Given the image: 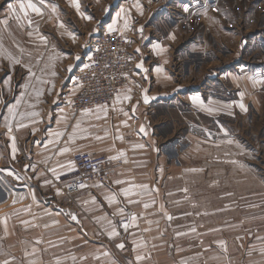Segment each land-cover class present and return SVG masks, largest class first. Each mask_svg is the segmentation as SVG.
I'll return each instance as SVG.
<instances>
[{
  "label": "crops",
  "instance_id": "crops-1",
  "mask_svg": "<svg viewBox=\"0 0 264 264\" xmlns=\"http://www.w3.org/2000/svg\"><path fill=\"white\" fill-rule=\"evenodd\" d=\"M78 2L79 11L71 0H46L41 15L28 10L27 18L21 13L17 20L9 5L19 12V0H0V21H9L7 26L0 23V251L31 253L35 248L38 253L40 248L52 252L59 247L63 264H200L203 251L155 252L154 240L145 229L161 226L160 221L173 210V197L181 203L195 194V186L206 185L199 179L210 176V169L217 171L216 177L233 169L238 176L258 180L254 157L258 149L246 147L240 140L235 120L239 113L248 117L250 125L261 121L264 137V0H222L219 14L223 21L219 24L216 20L218 29L214 0H140L142 14L135 7L136 0ZM52 5L57 6L55 11ZM251 13L256 15L259 53L258 66L252 69L238 58L237 49L233 57V41L220 36L221 31L239 28L244 23L241 17ZM236 15L238 21L233 19ZM87 16L92 19H85ZM202 22L208 32L206 42L199 37L204 34ZM110 25L123 34L133 56L129 82L120 89L119 99L104 105L106 116L97 106L89 108V113L75 112L71 107L79 88L75 72L87 64L91 40ZM156 45L163 51L158 52ZM245 46L242 41V52ZM139 64L142 67H137ZM193 97H199L200 102H194ZM241 103L246 111L239 107ZM13 106L15 117L8 112ZM77 121L81 130L72 140ZM56 132L64 134L57 138ZM140 144L142 148L135 147ZM63 147L71 151L58 155ZM76 151L95 152L108 159L120 152L124 155L109 159L114 168L106 185L67 196L49 169L56 168L60 176L66 173ZM116 162L121 163L115 166ZM9 170L14 175H9ZM45 180L51 183L45 184ZM116 180L123 183L116 184ZM130 187L133 194L126 198L121 189ZM113 193L118 203L109 205L105 197ZM92 197L95 204L90 202ZM128 199L139 202L129 205ZM145 203L150 206L144 208ZM120 207L138 218L123 250L117 247L121 241L109 237L105 227L106 220L115 223L120 218L112 215ZM69 212L75 213L78 221H72ZM152 213L161 214V218L146 216ZM100 217L105 219L98 221ZM88 235L115 242L88 245L92 242ZM6 239H12L11 248H7ZM137 255L145 259L136 261Z\"/></svg>",
  "mask_w": 264,
  "mask_h": 264
},
{
  "label": "rangeland",
  "instance_id": "rangeland-1",
  "mask_svg": "<svg viewBox=\"0 0 264 264\" xmlns=\"http://www.w3.org/2000/svg\"><path fill=\"white\" fill-rule=\"evenodd\" d=\"M221 4L222 0L213 2V7H217L218 11L217 13L213 12L216 29L223 21V16L219 14ZM255 17L254 13L243 15L241 19L239 15H236L233 19L235 21L240 19L244 23L239 28L236 26V30L221 31L220 33L224 39L233 41L232 48L227 46V49L231 48L233 57L237 49L238 58L247 61L251 69L258 66L257 55H259L255 38L257 30L254 28L256 27ZM205 21L203 20L204 24ZM203 22L200 24L202 28L199 26L201 29H204ZM199 37L205 42L209 41L208 32L205 29L204 34ZM242 41L246 44L244 52L241 49ZM247 119L248 117L238 113L235 122L240 132V140L245 146H255L258 149L257 154H254L258 180L245 174L238 176L235 173L236 170L233 169H225L224 176L216 177L217 171L210 169V176L204 177V180L199 179L207 183L206 185L195 186L193 191L195 194L189 195L181 203L178 197H173V210L166 213L164 220L160 221L161 226L158 229L145 231V234L148 232L151 241L154 240L152 246L155 244V252L199 251L200 253L203 251L204 256L200 254L198 259L200 264H264V255L259 252L264 242L257 239V237L264 238V137L261 136V121L260 123L253 122V125H250L247 123ZM232 172L234 173L232 174ZM216 181L220 183L217 184ZM255 181L258 184H255ZM228 193L232 195H228ZM250 205H257V207H250ZM221 209L223 210L221 211ZM129 215L130 213L126 211L125 218ZM160 215L152 213L146 216L154 220L161 218ZM168 215L172 217L171 220L167 218ZM119 222L120 218L116 219L115 224L119 235L115 236V239L121 241L120 243L129 242L130 228L128 231H124ZM193 228L196 229L195 232L192 231ZM177 233H183V235H177ZM88 237L92 241L88 245L106 239L99 237L94 240L91 235ZM237 237H242V239L238 240ZM221 240L226 242L227 252L217 243ZM73 242L77 243V241ZM104 242L114 243L115 240ZM6 244L7 248H11L13 246L12 239H6ZM250 249H255L251 255H249ZM39 250L38 253L31 256H25V253H20L18 250H3L0 251V261L11 260L12 257H15L11 264H30V262H34V264H63L62 252L59 247H54L52 252L43 248Z\"/></svg>",
  "mask_w": 264,
  "mask_h": 264
},
{
  "label": "built area",
  "instance_id": "built-area-1",
  "mask_svg": "<svg viewBox=\"0 0 264 264\" xmlns=\"http://www.w3.org/2000/svg\"><path fill=\"white\" fill-rule=\"evenodd\" d=\"M87 64L76 70L79 88L71 107L75 112L98 105H110L118 96L120 89L129 82L134 67L133 56L127 40L120 31L102 30L90 42ZM75 170L62 174L59 182L65 195L74 196L81 191L80 183L91 188L108 183L112 168L106 155L95 152L76 151L72 155ZM121 162L114 165L119 166ZM95 169V170H94ZM69 184L77 187L69 188ZM49 202V198L46 202Z\"/></svg>",
  "mask_w": 264,
  "mask_h": 264
},
{
  "label": "snow or ice",
  "instance_id": "snow-or-ice-1",
  "mask_svg": "<svg viewBox=\"0 0 264 264\" xmlns=\"http://www.w3.org/2000/svg\"><path fill=\"white\" fill-rule=\"evenodd\" d=\"M71 3L74 5V7L77 9V11H79L80 4H79L78 0H71ZM45 4H46V0H19V12L17 11V8L14 7V6H12V5H9V9H10V13L14 15V18L17 19V20H20L21 19V15H20L21 13L23 14L24 18H27V16H28V10H31V12H34V13H36L38 15H41L42 14V6H44ZM56 7H57L56 5H52V10L55 11L56 10ZM135 7L137 8L138 11H141V14H142V8H143V6L141 5L140 0H136ZM184 10L185 11H188L187 8H185ZM105 11H107V9ZM124 11H125L124 9H121V12H124ZM118 15H119V13H118ZM84 18L85 19H89V20L92 19L91 16H87V17H84ZM8 22H9L8 19H4L3 21H0V23L4 24L5 26H7ZM28 24H29V26H31V24H32V21L30 19L28 20ZM125 27H127V24L125 25ZM108 31L109 32L115 31V27L112 26V25H110L109 28H108ZM29 35H31V33H29ZM40 39L42 41H45L46 42V38L45 37L40 36ZM155 47H156V49H157L158 52L159 51H163V49L160 47V45H156ZM16 63H19V61H16ZM137 67H142V64L137 65ZM70 68H71V65L69 66V69ZM157 71L159 72V71H161V69L160 68H157ZM145 93H146V90H145ZM241 95H243V93H241ZM117 99H119V97H117ZM125 99H131V97H127L126 96ZM143 99H144V102L145 103H148L150 98L148 97L147 94H145L144 97H143ZM193 101L194 102H200V98L199 97H193ZM17 103H19V101H17ZM239 107L242 110H245L246 111L245 105L243 103H241L239 105ZM97 109H102L104 111V113H105V116L107 115L106 106H100V105H98L97 106ZM134 110H135V106H133V111ZM208 111L211 112L212 109L209 108ZM8 112H9L10 116L15 117V115H16L15 106L10 107L8 109ZM89 112H91V109H87V108L82 109V113H89ZM31 115L35 116V115H38V113H31ZM124 123H126V121ZM18 127H25V125L24 124H19ZM77 130H81L80 129V122L79 121H77L76 125L74 126V128H73V134H72V136H70V139H72V140L75 139V132ZM140 131L141 132H144L145 131V129L143 128V126L140 127ZM205 131H207V130H205ZM11 132H12V127H11V122L9 121V123H8V133H9V135L11 134ZM63 134L64 133H62V132H56L53 135L55 137L59 138ZM227 134L228 133L225 130V135H227ZM119 138L120 139H123L122 136L119 137ZM96 139L99 140V139H102V137L97 136ZM12 141H13V143H12V149H13V158H14V153L16 151L15 137H12ZM53 142L54 141H49V143H53ZM228 142L229 143H232L231 140H229ZM135 147H141L142 148L143 145L142 144L135 145ZM69 151H71L70 148L63 147V148H61L59 150V152L57 154L58 155H61L63 153H67ZM123 155H124V153L123 152H120L119 156H123ZM119 156H112V157H109V159H119ZM232 163H236V162L235 161H232ZM25 167L27 168V167H34V166H32V165H26ZM58 167L64 168L65 165H58ZM241 167H243V165H241ZM73 170H75V162L74 161H69L68 166H67V171L71 172ZM49 171H51L55 175V178L57 180L60 179V174L57 173L56 168H51V169H49ZM191 171H197V170L196 169H192ZM9 175H14V173H12L9 170ZM17 179H19V177H17ZM44 183L45 184H50L51 181L45 180ZM114 183L121 184V183H123V181L116 180ZM95 186L99 187L101 185H95ZM68 187L71 189L73 187H77V185L69 184ZM78 187L80 189H84V188L88 187V185L85 184V183H80L78 185ZM132 187H137V188H141V189H147L148 188V185H133ZM132 187L121 189V191L123 192L124 197L127 198V197H130L133 194L132 193ZM183 191L187 192V189H183ZM60 193H61V190L60 189H57V194L59 195ZM228 195H232V194L231 193H228ZM33 199H35V195H33ZM105 199L107 200V202H108L109 205L118 203L117 197H116V194L115 193H113L110 196H106ZM90 202L93 203V204H95L96 203V198L95 197H92ZM138 202L139 201H134L132 199H128L127 200V204H129V205H131L133 203H138ZM84 203L87 204V203H89V201H85ZM143 206H144V208H148L150 205L147 204V203H145ZM250 207H257V205H250ZM161 208H163V205H161ZM222 210L223 209H221V211ZM67 215L70 217V219L72 221H78V217H77V215L75 213L69 212V213H67ZM112 215L113 216H119L120 217V222H119L120 223V227L124 231H128L129 228H131L133 226H136L137 219H138L137 216H136V214H134V213L133 214H130L127 218H125V208L124 207H120L118 209V211L115 212V213H113ZM205 215H207V213H205ZM167 218L169 220L172 219V217L170 215H168ZM97 219H98V221H101V220H104L105 218L104 217H100V218H97ZM22 223H27V222L26 221H23ZM53 223H58V221H53ZM5 224H6V220H5ZM45 227H48V225H45ZM105 227H106V229H108V235H109V237H115V236L119 235V232L117 231L116 224L113 222V220H111V219L106 220ZM145 231H148V229H145ZM192 231L195 232L196 229L193 228ZM177 235H183V233H177ZM249 235H251V233H249ZM237 239L240 240V239H242V237H237ZM257 239L258 240H261L262 242H264V238L257 237ZM36 243H41V241L37 240ZM217 243L219 244V246L225 252H227V245H226V242L225 241L221 240V241H218ZM117 247L120 248L121 250H123L124 247H125V245L123 243H120V244L117 245ZM254 250L255 249H250L249 250V255H251V252L254 251ZM35 251H36L35 248H33V251L31 253L25 252V256L34 255L35 254ZM259 252L262 255H264V243H262V245H261V247L259 249ZM104 255H107V253H104ZM98 258L99 257H97V259ZM73 259H75V258H73ZM82 259H85V258H82ZM144 259H145V257L142 256V255H137L135 257V260L136 261H142ZM14 260H15V257H12L11 260L5 259L3 261H0V264H11V261H14ZM30 264H34V262H30Z\"/></svg>",
  "mask_w": 264,
  "mask_h": 264
}]
</instances>
